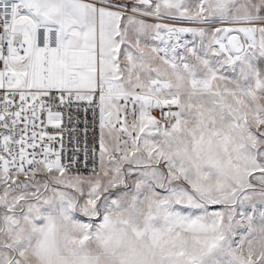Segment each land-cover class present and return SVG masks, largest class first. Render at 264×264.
Masks as SVG:
<instances>
[{
  "label": "snow or ice",
  "instance_id": "1",
  "mask_svg": "<svg viewBox=\"0 0 264 264\" xmlns=\"http://www.w3.org/2000/svg\"><path fill=\"white\" fill-rule=\"evenodd\" d=\"M0 264H264V0H0Z\"/></svg>",
  "mask_w": 264,
  "mask_h": 264
}]
</instances>
